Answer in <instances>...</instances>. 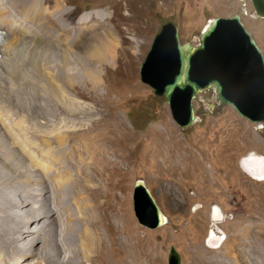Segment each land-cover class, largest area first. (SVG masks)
Segmentation results:
<instances>
[{
	"label": "bare ground",
	"instance_id": "bare-ground-1",
	"mask_svg": "<svg viewBox=\"0 0 264 264\" xmlns=\"http://www.w3.org/2000/svg\"><path fill=\"white\" fill-rule=\"evenodd\" d=\"M69 3L0 0V29L7 32L4 49L10 52L8 72L21 79L12 86V94H3L0 89V102L11 106L17 98L19 106L30 110L26 118L38 115L44 120L40 130L34 124L27 129L20 125L17 129L25 144H11L13 149L22 150L32 170H23L24 164L10 154V148H0V162L5 167L0 166V264H159L156 258H138L137 246L132 243L135 225L123 207L127 199L122 196L125 176L134 162L136 138L120 126L115 113L108 121L99 103L94 102L110 71L131 82L127 68L118 65L122 59L116 46L105 42L119 30L115 29L116 11L115 15L87 12L74 19L77 12L69 9ZM94 20L97 23L92 25ZM27 45L31 54L23 57ZM25 61L30 64L28 72L21 68ZM34 71L44 84L32 79ZM3 73L0 66V88L9 89ZM57 81L61 82L59 88ZM35 86L43 87L47 94ZM39 95H43L42 102L36 99ZM54 101L59 110L48 109ZM218 232L210 228L209 247L217 248L224 242L225 234L220 229ZM257 240H264V216L254 219L240 237L231 238L224 254L215 257L226 258L228 264H237L239 256L256 261L251 246ZM216 243L219 245H212ZM235 249L239 254L232 253ZM49 254L54 256L47 258ZM222 261L219 264H226Z\"/></svg>",
	"mask_w": 264,
	"mask_h": 264
},
{
	"label": "rangeland",
	"instance_id": "rangeland-1",
	"mask_svg": "<svg viewBox=\"0 0 264 264\" xmlns=\"http://www.w3.org/2000/svg\"><path fill=\"white\" fill-rule=\"evenodd\" d=\"M70 2L69 9H76L77 12L74 19L87 15V12L106 11L113 15L116 11L114 15L118 25L115 29L117 27L119 30L115 31V37H107L105 42L109 47L116 46V53L122 59L118 61V65L122 63V68H127L131 82L110 71V75L105 77L104 86L98 92L97 101L94 102L99 103L108 121V116L115 113L119 117L120 126L126 129L127 134H133L136 138L133 143L134 162L127 170L126 189L122 196L124 199L127 197L123 206L126 217L135 225L132 243L137 246V253L141 254H138V258L143 255L151 260L159 259V264H168L170 249L173 248L180 257V264H213L209 261L219 264L221 260L228 264L226 258L215 256L224 254L231 238L240 237L244 228L249 230L254 219L264 216V177H251L240 165L244 158L250 156L264 158V122L253 123L240 117L232 107L219 103L212 89H207L197 94L193 101L195 122L188 128H180L173 121L165 99L156 96L151 87L140 80L139 69L164 23L172 21L177 24L181 43L190 42L193 46H198L200 35L211 20L235 14L240 15L244 28L264 56V19L254 16L249 0ZM127 17L130 19H126ZM96 23L95 20L91 22L92 25ZM120 31V34H116ZM27 40L29 45L30 38ZM28 45L23 50V57L31 54ZM4 46L1 56L6 58L1 59L0 66L4 69L7 87L11 88L2 86L0 89L3 94H12L15 91L12 86L21 79L18 74L11 76L8 72L11 69V64L7 61L10 52L5 51ZM21 68L28 72L30 64L25 61ZM57 69L59 73V65ZM38 76L34 71L32 79L44 84L45 81ZM16 77L17 83L13 81ZM60 85L61 82L57 81L58 88ZM35 88L41 94H47L42 92L43 87ZM36 99L41 102L44 100L43 95L36 96ZM83 101L87 105L93 104L88 100ZM49 105V110H59L58 102H50ZM23 107L26 108L18 105L17 98L11 106L0 102V148H10V154L17 156L15 159L24 164L23 170H32L22 150L13 149L11 144L17 141L25 144L21 131L17 129L20 125L27 129L34 124L40 130L44 120L38 115L26 118V111L30 110L26 108L24 112ZM34 138L38 140V137ZM25 146L38 156L35 149ZM1 156L6 161L10 160L8 155ZM0 166L5 169L2 162ZM139 180L144 182L166 218V223L155 230L139 225L134 216L132 192L135 182ZM11 196L15 197L14 194ZM216 222L217 225H214ZM211 227L220 229L225 234L224 242L217 248L209 247L206 242ZM257 241L251 246V250L256 253L257 263L264 264V240ZM212 245L216 247L219 243ZM232 253L239 254V249ZM53 256L49 254L47 258ZM256 261L239 256L237 264H255Z\"/></svg>",
	"mask_w": 264,
	"mask_h": 264
},
{
	"label": "water",
	"instance_id": "water-1",
	"mask_svg": "<svg viewBox=\"0 0 264 264\" xmlns=\"http://www.w3.org/2000/svg\"><path fill=\"white\" fill-rule=\"evenodd\" d=\"M249 1L254 16L264 19V0ZM139 77L156 96L165 99L180 128L195 122L193 101L207 89H212L218 102L232 107L240 117L253 123L264 122V56L239 14L211 20L198 46L181 43L177 24L164 23L140 65ZM240 165L251 177H264L263 157L244 158ZM132 205L139 225L155 230L166 223L143 181L134 184ZM168 264H180L173 248Z\"/></svg>",
	"mask_w": 264,
	"mask_h": 264
}]
</instances>
